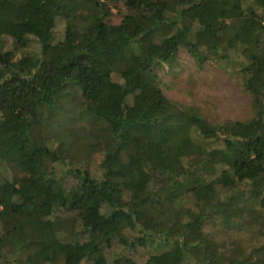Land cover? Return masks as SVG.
Instances as JSON below:
<instances>
[{
    "label": "trees",
    "instance_id": "16d2710c",
    "mask_svg": "<svg viewBox=\"0 0 264 264\" xmlns=\"http://www.w3.org/2000/svg\"><path fill=\"white\" fill-rule=\"evenodd\" d=\"M182 48L200 68L242 57L253 117L215 124L168 99L157 67ZM76 89L106 124L96 173L47 145ZM0 158L25 174L0 184V264H110L103 244L125 229L167 248L144 264H264V242L208 229L241 228L252 195L264 237V0H0Z\"/></svg>",
    "mask_w": 264,
    "mask_h": 264
},
{
    "label": "rangeland",
    "instance_id": "374dc122",
    "mask_svg": "<svg viewBox=\"0 0 264 264\" xmlns=\"http://www.w3.org/2000/svg\"><path fill=\"white\" fill-rule=\"evenodd\" d=\"M113 12L114 15L108 19V22L121 25L123 15L127 10L123 4H119ZM65 27L66 23L64 19H61L58 22L56 33L59 41L64 40ZM194 29L197 30L199 27L195 25ZM191 38L192 41L195 40V38ZM38 51L39 46L33 45L28 54ZM228 53L229 56L221 53L212 57L203 68H200L196 60L186 49L182 48L172 63L157 67L163 93L168 99L179 103L181 108L201 114L215 124L251 119L253 117L252 97L243 86L246 78L243 65L246 64V61L242 57L240 60L234 50H229ZM113 77L120 79L117 74H114ZM78 91L80 90L76 89V92L74 91L66 101H62V106L53 112V116L56 118L50 121V125L45 129V136L50 148L63 151L64 156L68 159V168H89L93 173H96L94 169L101 161L99 157H101L104 147L102 141L104 127L100 125L106 127V124L102 121L90 120L89 116L82 115L85 112L83 109L85 102ZM218 170L221 169L218 168ZM6 179L20 184L24 181L25 174L14 168L8 161L0 158V184ZM242 207L244 209L239 217L243 219L241 228L228 230L222 225L218 227L219 222H216V224H209L208 229L213 232L215 230L214 234L217 237L220 235L223 239H228L231 242L244 241L248 246L247 249L253 250L264 242V237L259 234L262 221L254 222V218L250 215L251 211L258 212L256 218L262 215L259 209V200L248 195L244 199ZM217 228L219 231H223V234L216 233ZM137 237V231L125 229L116 236L111 247L107 245L108 243H104L109 263L113 264L116 259L120 258L131 260L136 264L151 263L167 251L163 243L161 245L160 243L152 245L145 243L143 245L138 242ZM9 260L14 259L10 257Z\"/></svg>",
    "mask_w": 264,
    "mask_h": 264
}]
</instances>
